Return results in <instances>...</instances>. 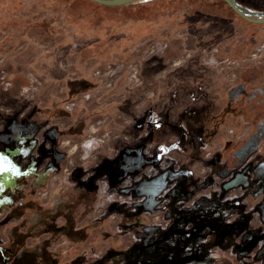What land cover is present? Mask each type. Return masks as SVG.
Listing matches in <instances>:
<instances>
[{"label":"rangeland","instance_id":"obj_1","mask_svg":"<svg viewBox=\"0 0 264 264\" xmlns=\"http://www.w3.org/2000/svg\"><path fill=\"white\" fill-rule=\"evenodd\" d=\"M149 2L165 7L155 12L150 6L145 8L146 3L105 10L93 1L0 0V123L29 105L27 114L34 120H49L64 132L56 142L61 152L57 162L62 164L56 180L68 179L76 167L91 172L106 162L93 186L94 217L106 213L109 205L115 204L116 209L125 201L117 182L105 174L125 147H139L138 153L134 149L128 154L142 156L143 168L158 167L162 161L166 166L179 149L195 145L202 112L214 106L222 114L217 121L223 124L229 119L236 128L231 132L230 147L223 150L230 162L234 146L255 127L247 132V127L243 129L247 120L240 123L229 111L241 105L248 89L263 82L264 23L247 21L218 0ZM238 5L252 16H264V0H238ZM144 9L153 12L148 20L142 18ZM250 78L255 79L248 81ZM206 124L210 128L213 122ZM46 128L34 129L37 137L28 128L25 143L15 137L12 147H7L6 138L0 139V175L15 173L39 186V171L30 163L41 158L39 144L45 141ZM262 140L264 136L257 144ZM190 166L195 176L209 177L215 170L200 161H192ZM174 170L173 175L178 169ZM222 170L215 172L217 181L211 188L220 189ZM118 172L112 169V176L117 177ZM144 172V177L162 178L158 171L151 173L148 168ZM4 188L0 185L2 214L10 212V202L2 195L9 188ZM32 193L37 207L39 188ZM40 196L47 200L48 191ZM20 204L14 206L17 212ZM35 207L29 212L35 213ZM118 211L109 215L106 238L102 235L105 225L95 229L93 244L100 237L104 250L132 242L129 235L120 242L113 232L120 225ZM149 214L145 219L160 222L161 215ZM18 215L14 221L17 227L25 221ZM34 219L29 217L30 222ZM18 229L9 236L0 223L1 243L19 244L23 238ZM35 235H26L34 247L29 249L32 256L27 261L33 264L46 255V250L35 244ZM18 258L14 262L0 259V264L21 263Z\"/></svg>","mask_w":264,"mask_h":264},{"label":"crops","instance_id":"obj_2","mask_svg":"<svg viewBox=\"0 0 264 264\" xmlns=\"http://www.w3.org/2000/svg\"><path fill=\"white\" fill-rule=\"evenodd\" d=\"M218 110L209 106V110L202 112L197 128L201 132L197 134L195 145L179 149L166 161V166L162 161L158 167L143 168L142 156L128 154L139 147H125L116 158L115 166L105 170L110 180L117 182L121 195H126L125 201H117L120 206L116 209L115 204L109 205L107 212L99 217L92 215L96 197L93 186L96 174L101 175L107 163L99 164L91 172L76 167L68 179L56 180L54 176L60 173L62 166L57 162L61 152L51 147H56L64 132L57 125H50L49 120H34L31 114L22 120L13 116L6 119L7 127L0 139L6 138L9 145L14 143L15 137L18 141L24 139L25 130L32 124L47 127L45 141L39 144V155L49 153L51 159L47 160L48 156L39 162V172L53 171L45 182H40V176L39 186L35 187L32 184L35 181L19 179L24 188L17 197L22 198H10V212L2 214L0 208V223L5 233L12 236L19 228L23 238L17 254L21 260L18 264L32 262L27 261L31 259L28 256H32L29 249L34 248L26 237L30 233L37 235L33 239L39 250H46V255L35 259L37 264H142L145 261L149 264H264V140L254 144L244 161L233 163L230 159L227 162L223 150L229 147L231 132H236V128L229 119L225 120L227 124L225 121L220 124L217 120L222 114ZM211 121L213 125L209 128L206 122ZM245 127L247 132L251 130V119L243 129ZM18 130L21 133H17ZM192 161L206 163L215 170L209 177L195 176L190 169ZM114 168L119 171L117 177L112 176ZM148 168L151 173L159 172L162 176L159 182L156 177H144L147 174L144 170ZM174 169L178 171L173 175ZM218 169H223L219 173L224 176L219 182L220 189L211 188L216 184ZM37 188L39 206L35 207L31 198L32 189ZM40 191H48L47 200L40 196ZM9 192L2 195L9 197ZM19 202L22 204L17 212L14 206ZM32 207L36 208L35 213L29 212ZM118 208L122 216L118 230L113 232L120 242L125 235L131 236L132 242L126 246L116 243L104 250L100 237L93 244L95 229L105 225L102 235L106 238L109 215ZM149 213L161 215L160 222L145 219ZM17 215L25 218L19 227L14 226ZM29 217H35L34 221L30 222Z\"/></svg>","mask_w":264,"mask_h":264},{"label":"flooded vegetation","instance_id":"obj_3","mask_svg":"<svg viewBox=\"0 0 264 264\" xmlns=\"http://www.w3.org/2000/svg\"><path fill=\"white\" fill-rule=\"evenodd\" d=\"M256 74V72H254ZM262 73V72H261ZM258 76V74L256 75V77ZM254 77V75L252 76ZM255 79V78H253ZM252 79V80H253ZM247 91V89H246ZM243 99L245 102V105L243 106V116L245 117V121L251 119L252 120V127L255 124V127L252 129V131H250L248 133L247 138H244L240 143H238L239 145L234 146L235 148L233 149V151L231 152V156L230 159L233 163H238L241 161H244L245 159H247L249 157V153L251 148L254 146V144L258 141L259 138H263V134H264V78H263V82H260L257 86L252 87L251 89H248L246 96L243 95ZM243 102H241V105L243 104ZM249 113L247 116L246 113ZM20 113V111H19ZM18 114H14L12 115L14 118L22 120L24 118H26L27 116H29L30 114H25L24 116H20ZM234 117V116H233ZM6 123H0V131L1 133L5 132L6 130ZM40 127V128H39ZM37 127L35 124H32L29 126L30 129H32V133L34 136L37 137V134L35 135V131L34 129H36L37 131L41 130L40 126ZM36 131V132H37ZM0 133V134H1ZM63 137V136H62ZM61 137V138H62ZM27 139V134L26 137L23 139L24 143ZM261 141V139H260ZM263 141V140H262ZM262 143V142H261ZM7 147H12V145L6 144ZM5 146V145H4ZM230 147V146H229ZM248 147L246 150L245 148ZM53 149V151H56V147H51ZM51 154H47L44 155L43 157L39 158V162L43 161L45 158H47L48 156H50ZM248 155V156H247ZM48 160V158H47ZM50 160V159H49ZM39 162L36 163H30L31 167L36 168L37 171H39ZM44 171H40L37 172V175H39V177L43 174ZM19 179H26V177L23 176H17L13 173H8L6 175H0V185H3L5 188H9V197H3V199L5 200V202H10L11 199H19L17 196L19 193H21V191L24 188V183L20 182ZM22 180V181H23ZM11 194V195H10ZM11 198V199H10ZM22 197H20L21 199ZM19 199V200H20ZM21 242V240H20ZM18 242L14 243H8V244H2L0 241V259H2L3 261H14L15 257H17V254L19 253V251L21 250V243L17 244ZM24 243V241L22 242V244Z\"/></svg>","mask_w":264,"mask_h":264},{"label":"trees","instance_id":"obj_4","mask_svg":"<svg viewBox=\"0 0 264 264\" xmlns=\"http://www.w3.org/2000/svg\"><path fill=\"white\" fill-rule=\"evenodd\" d=\"M150 1V0H149ZM148 0H138V1H134V2H131V3H128V4H124V5H120V6H108V5H103V4H100L98 2H95L93 1V4H96L97 6H100L101 9H105V10H108V9H119L121 7L123 8H131L135 5H139V4H148V6H145L144 7H151L153 8V11L156 12V10H159V8H162V7H165L164 5H159V4H154L152 5V2H149ZM154 2V0H151ZM235 3L238 4V0H233ZM79 2H91V0H79ZM218 2H220L222 5H227V3L224 1V0H218ZM81 4H84V3H81ZM86 4V3H85ZM208 4V2H207ZM153 6V7H152ZM254 6V5H253ZM255 9H263V8H258V7H253ZM139 9V8H138ZM142 9V8H141ZM140 9V10H141ZM231 9V8H230ZM233 11V9H231ZM264 10V9H263ZM144 12H145V15H143L142 18H145L146 20H148V18H150V14L153 15V12L150 11V9L146 10L144 9ZM155 17V16H154ZM141 18V19H142ZM264 25V24H263ZM253 78H250L248 81L252 80ZM244 106V105H243ZM242 105H239L237 108L234 106V108L232 110L229 111V113L234 116L236 119H239V122L242 123V122H245V119L244 118H241L243 116V107ZM242 119V120H241ZM53 173V171H44L43 174L41 175V181L45 182L47 179H49L50 175Z\"/></svg>","mask_w":264,"mask_h":264},{"label":"water","instance_id":"obj_5","mask_svg":"<svg viewBox=\"0 0 264 264\" xmlns=\"http://www.w3.org/2000/svg\"><path fill=\"white\" fill-rule=\"evenodd\" d=\"M98 2L103 5L108 6H120L124 4H128L134 1L138 0H91ZM239 16L244 18L247 21L253 22V23H264V16L255 17L251 14L247 13L241 6H239L237 3H235L233 0H224ZM248 147L245 148V150ZM248 156V155H247Z\"/></svg>","mask_w":264,"mask_h":264},{"label":"built area","instance_id":"obj_6","mask_svg":"<svg viewBox=\"0 0 264 264\" xmlns=\"http://www.w3.org/2000/svg\"><path fill=\"white\" fill-rule=\"evenodd\" d=\"M29 109H30V106H29V105H27V107L24 106V109L20 110L19 115H20V116H24V115L28 112ZM9 110H10V109H8V111H9ZM40 192H42V191H40ZM157 217H158V216H157Z\"/></svg>","mask_w":264,"mask_h":264}]
</instances>
